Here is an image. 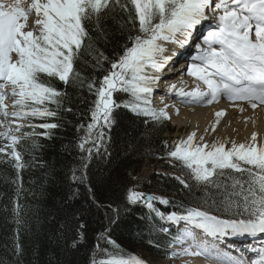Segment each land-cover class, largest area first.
Returning a JSON list of instances; mask_svg holds the SVG:
<instances>
[{"label":"snow or ice","instance_id":"1","mask_svg":"<svg viewBox=\"0 0 264 264\" xmlns=\"http://www.w3.org/2000/svg\"><path fill=\"white\" fill-rule=\"evenodd\" d=\"M115 2L118 4L119 0ZM110 3L111 0H31L25 7L24 0H0V111L5 116L19 120L57 115L48 105L59 106L64 93L44 82V77H55L65 84L73 77L79 78L74 62L89 36L85 24L93 20L99 22L101 13ZM130 3L139 34L128 37L130 46L126 44L123 54L110 61L111 68L99 86L95 80L88 84L97 98L91 109L92 123L88 124V134L79 144L81 149H85L93 130H96V140L101 141L105 135L103 128L112 126V112L121 106L113 98L116 92L130 94L131 99L123 102V106L136 114L154 120L170 118L165 109H153L149 99L160 79L157 73L172 59L170 55H164L167 51L164 44H187L194 29L205 20L214 19L215 26L203 36V45H197L200 51L187 69L196 79V87L190 91L180 88L177 94L187 103L212 104L224 96L231 101H246L253 109L264 106V0H130ZM123 7L127 10V5ZM33 13L37 18L29 27L28 19ZM201 84L206 87L202 89ZM9 88L12 107L17 109L11 113L5 102ZM170 88L175 90L176 85ZM224 115V110L218 111L216 122L219 123V118ZM14 123L15 120L10 121L0 136L10 142L8 155L12 157L14 167L20 170L25 167L17 150L22 137L14 131L18 132L23 125L13 129ZM39 127L50 130L57 125L44 123ZM257 136V133L252 134L251 143L232 141L230 148L226 142L211 146L197 144L195 132L175 142L169 155L181 161L195 181L219 188L213 178L224 176L225 170H234L240 178L233 177L232 191L226 186L220 199L212 201L218 211L228 213L230 218L189 208L186 214L173 212L167 219L188 221L212 237L230 233L264 234V145L258 143ZM85 150L90 159L92 149ZM5 151L0 148V152ZM72 178L80 179L75 175ZM144 196V193L130 191L128 200L136 203ZM155 199L158 198H146L149 208L153 207L151 201ZM161 202L168 203L167 200ZM19 211L17 205V216ZM175 239L181 244L186 239L191 240L192 244L182 250L185 255H207L221 260L227 256L216 251L214 244L197 241L195 233L188 229ZM108 242L115 244L110 239ZM15 247L18 253L22 251L18 242ZM173 255L177 253L173 252ZM257 255L258 259L251 262L227 257L225 264H264V248ZM101 264H146V261L135 256L113 257Z\"/></svg>","mask_w":264,"mask_h":264},{"label":"trees","instance_id":"2","mask_svg":"<svg viewBox=\"0 0 264 264\" xmlns=\"http://www.w3.org/2000/svg\"><path fill=\"white\" fill-rule=\"evenodd\" d=\"M125 5L127 10L115 16L86 22L87 44L74 62L80 76L68 84L53 79L55 88L64 93L59 106L53 104L51 109L57 112L52 118L57 127L47 135L22 140L18 148L25 167L17 170L13 161L0 159V264H93L98 258L101 264L106 255L95 256V242L101 234L98 242L105 252H122L125 258L139 257L138 250L164 255L159 236L148 230L143 208L130 205L125 195L131 184L129 170L137 169L147 157L165 153L168 143L162 133L166 121L119 108L107 132L108 146L88 165L92 190L79 177L85 152L78 142L95 98L88 84L95 80L98 85L105 67L128 44L133 9L130 0ZM100 51L107 55L104 61ZM73 175L80 179L74 180ZM148 181V187L161 191L174 185L172 179L156 174ZM215 183L220 187L213 185L193 197L187 192L180 198L188 202L201 197L214 206L212 201L220 199L226 186L231 191L228 184Z\"/></svg>","mask_w":264,"mask_h":264},{"label":"bare ground","instance_id":"3","mask_svg":"<svg viewBox=\"0 0 264 264\" xmlns=\"http://www.w3.org/2000/svg\"><path fill=\"white\" fill-rule=\"evenodd\" d=\"M30 3H31V0H24L25 7ZM36 18L37 17H29L28 19L29 27H32L33 21ZM198 29H200L199 25H197V27L194 29L192 36L199 31ZM206 34L207 33L205 30L201 35L199 34L198 36L199 38H202ZM164 46L167 49L164 55L171 56L170 52L177 53L179 52V49H182L181 57H183L182 59L177 60L178 64H181L180 66L177 64L174 65L172 63V66L174 68H177V70H180V73H179L180 76H178L180 77V81L176 83L172 76H166L157 81L158 86H160V87L157 86V88L158 89L160 88V90L163 91L162 92L163 95L158 93V95L156 96V98H160L159 102H161V104L158 105L157 107L159 109H165L167 111L168 116L170 117L169 119L172 123L178 125V127L179 126L185 127L189 123V121L192 122L193 126L196 127L197 129L195 133L196 140L199 137H204V141L201 143L208 144V141L211 139L213 133L215 132L218 134V137H220L219 139H222L228 136L229 135L228 133H231L233 135L232 141L234 140L235 142H237L238 140L239 141L247 140V143H251L252 134L257 133L258 143L264 145V106L253 109L251 105L247 103L246 101H239V100L231 101L227 99V97H224V96H221L218 99V101H221V104L218 101H214L215 102L214 104L213 103L207 104L204 102L187 103L183 97L177 94V90L180 88H184L185 91H190L196 87L197 81L193 76L189 74L187 76L185 75L183 76L182 74L183 68L188 67V65L191 63V60H189L188 57L193 47L192 46L189 47L188 44H185L183 45V48H182V46H180L179 44H172L171 42H165ZM157 74L160 75V73H157ZM171 85H176V89L175 90L171 89L170 88ZM205 87L206 86L201 84L202 89ZM173 99H176L177 101ZM241 108L243 109V111H241ZM221 110L225 111V115L220 117L219 123H217L216 121L218 118L216 117V113ZM0 123L4 124L5 120L1 121ZM213 128H215V131H213ZM208 145L211 146L212 144H208ZM219 239H220L219 236L213 237V238L212 236H208V239H201L199 241H202V240L208 241L211 243V245L214 244L216 246L217 245L216 243L219 241ZM186 243H188L189 245L192 244L191 241L186 242ZM253 253L255 256L256 252H253ZM233 257L240 258L234 255ZM212 262L213 261H209V262L203 261L202 263L211 264ZM212 264H216V263H212ZM220 264H225V263L221 262Z\"/></svg>","mask_w":264,"mask_h":264},{"label":"rangeland","instance_id":"4","mask_svg":"<svg viewBox=\"0 0 264 264\" xmlns=\"http://www.w3.org/2000/svg\"><path fill=\"white\" fill-rule=\"evenodd\" d=\"M30 17H36V15H35V13H33ZM34 21H35V19H34ZM33 21V22H34ZM8 92L10 93V88L8 89ZM10 98H11V100H13V97L11 96V94H10ZM10 98H9V94H8V97H7V104L8 105H10L11 106V108H10V113L12 112V111H14V110H16V109H14L13 107H12V105H11V100H10ZM154 98H156V96L154 97ZM173 100H175V101H177L176 99H173ZM170 102V101H169ZM220 104H221V101H218ZM158 105H160L161 104V102H159V100H158ZM215 102H213V104H214ZM156 105V104H155ZM1 113H3L2 111H0V114ZM0 116H2V115H0ZM10 117V116H9ZM9 117L8 118H6L7 120L9 119ZM3 118H5V117H3ZM16 121V123H14V124H12L11 125V127L13 128V129H15L18 125H23V127H25L27 124H26V122L25 121H23V120H21V119H17L16 117H13V116H11V121ZM1 121H3V120H0V122ZM174 124V123H173ZM1 126H3V124H0V127ZM178 126V125H177ZM177 126H172V129L174 128V129H177L178 127ZM192 126H193V123L191 122L190 123V126H189V128L188 129H184L183 131L185 132V133H187V135H190L191 133H192V131H193V128H192ZM179 127H181V126H179ZM21 130H22V127L20 128V130L18 131V132H16V131H14V134L15 135H17V136H19L20 135V133H21ZM233 132V131H232ZM178 134H180V132L178 131V132H172L171 131V128H170V130L167 132V133H165V135H172V136H177ZM215 134H217L216 132L215 133H213V135H212V137H211V139L208 141V144L209 143H214V140H213V137H214V135ZM229 134V135H228ZM227 135L228 136H226V137H224V138H222V139H218V141L217 142H226V139L227 138H229L230 139V142H232V139H233V135L231 134V133H228ZM218 135V134H217ZM231 135V136H230ZM200 138L201 137H199L197 140H196V138H195V141L196 142H203L204 141V137H203V140H200ZM220 138V137H219ZM225 139V140H224ZM220 140V141H219ZM234 141V140H233ZM239 141V140H238ZM236 142V143H240V141H241V143H247V140H240L239 142ZM216 142V143H217ZM229 142V143H230ZM230 147H231V143H230ZM165 166V161L164 160H162V159H157V160H155V161H148L147 163H146V165H145V167L143 168V170L140 172V176H141V178L142 179H145V178H147V176L150 174V173H152V172H154V171H156V170H161V169H163L162 167H164ZM173 187V186H172ZM172 187H170V188H172ZM135 192H138L139 193V190H138V188L135 190ZM189 193H191L192 191H188ZM162 206H164V205H162ZM162 217H164V218H167V216H166V214H163V215H161ZM193 233H195V235H196V238L197 239H199L200 237L199 236H201L200 235V232L202 231V230H198V229H196V228H194V227H192L191 229H190ZM198 231V232H197ZM181 235V234H180ZM203 235V234H202ZM186 242H190L189 241V239H187V241ZM98 251H99V247H98V249H97ZM143 256H145V257H147L149 260H151L152 262H153V264H182V261H183V264H184V261H186L187 260V258H184V259H181V258H179V257H175V255H171L169 258H162V257H156V256H153V255H150L149 253H146V252H144L143 250H140L139 251Z\"/></svg>","mask_w":264,"mask_h":264},{"label":"water","instance_id":"5","mask_svg":"<svg viewBox=\"0 0 264 264\" xmlns=\"http://www.w3.org/2000/svg\"><path fill=\"white\" fill-rule=\"evenodd\" d=\"M148 197V196H147Z\"/></svg>","mask_w":264,"mask_h":264}]
</instances>
